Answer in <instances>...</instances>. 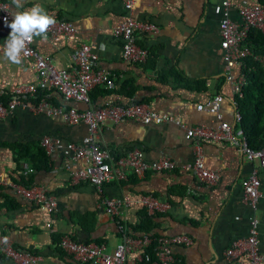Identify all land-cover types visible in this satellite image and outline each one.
Instances as JSON below:
<instances>
[{
  "label": "crops",
  "instance_id": "crops-1",
  "mask_svg": "<svg viewBox=\"0 0 264 264\" xmlns=\"http://www.w3.org/2000/svg\"><path fill=\"white\" fill-rule=\"evenodd\" d=\"M6 1L10 21L13 12L39 4L54 19L69 20L74 26L72 36L33 38V48L48 57L54 66L69 68L71 52L80 43H88L96 50L98 66L109 70L115 82L112 93L92 92L91 103L143 101L155 111L178 117L184 123L182 127L172 122H106L98 133L101 147L114 156H122L138 146L147 161L169 157L182 165L192 162L198 142L204 166L215 170L217 179L206 185L198 183L188 171L177 168L159 172L146 170L141 177L128 176L104 183L100 194L86 182H69L60 148L45 153V162H38L40 166L34 167L32 173L20 176V162L29 166L33 163L30 156L37 148H42L43 136L81 142L87 136V128L82 123L68 124L59 116L13 107L0 118V175L8 180L46 187L57 204L56 210L47 214L0 186V234L15 248L38 254L41 257L38 264H79L56 246L61 234H69L78 241L96 239L110 250L119 232L114 218L105 213L100 197L151 193L168 204L165 210L156 212L154 232L157 235L184 232L191 239L187 246L172 248L175 264H248L243 253L225 256L224 250L231 241L247 235L248 220L253 212L242 201L240 181L255 162L247 161L240 150L228 142L202 141L195 136L185 138L186 128L211 127L217 123L212 114L196 109V105L214 92L219 91L223 96L220 110L224 121L232 122L229 84L223 77L219 47L218 15L211 9L219 0H136L133 16L154 24L157 31L148 34L135 30L138 43L147 48L149 56L145 62L134 64L122 60L120 41L110 33L111 26L122 14L121 0H22L20 9L14 7L12 0ZM230 2L229 17L238 22L239 0ZM7 36L0 23V89L6 95L11 86L30 82L34 75L29 66L21 68L5 58ZM171 69L183 76L179 83L168 73ZM125 81L135 88L129 98L114 92ZM45 97L50 104L84 107L79 102L62 100L54 91L46 92ZM18 148L21 154L27 153L26 160L13 159V149ZM257 174L261 197L254 214L259 221L258 250L264 253V167L258 168ZM142 212L139 206L130 207L118 219L128 229L129 224L135 225L142 218ZM0 264L12 263L0 254ZM127 264L135 263L127 260Z\"/></svg>",
  "mask_w": 264,
  "mask_h": 264
},
{
  "label": "built area",
  "instance_id": "built-area-1",
  "mask_svg": "<svg viewBox=\"0 0 264 264\" xmlns=\"http://www.w3.org/2000/svg\"><path fill=\"white\" fill-rule=\"evenodd\" d=\"M121 1L122 14L111 26L110 33L120 41L121 58L124 62L128 64L145 62L149 56L148 50L138 43L134 32L139 30L153 34L157 27L133 16L132 8L136 0ZM230 5V0H219L211 9L218 15L219 47L223 61V77L229 84L232 122L224 121L220 110L223 96L219 91L214 92L202 104L196 105V109L212 114L217 123L211 127L197 125L186 128L185 138L195 136L202 141L212 139L228 142L236 146L247 161L255 162L240 181L242 201L253 212L248 220L247 235L245 238L231 241L224 250V255L243 253L248 264H258L264 262V253L258 250L259 221L254 211L261 197L257 172L258 168L264 167V141L257 148L248 145L243 129L236 125L240 120V114L235 108L233 97L241 95V88L246 82L244 74L238 67L245 57L251 55L250 50L242 45V41L249 27L264 33V6L252 0H239L236 9L239 21L235 22L229 17ZM5 19L8 23L11 22L9 5L6 0H0V23L8 35L11 29L6 26ZM55 21L54 25L49 26L45 39L74 34L75 28L69 20L56 18ZM32 42L33 39L25 42V50L21 52L19 65L21 68L29 66L34 72L33 79L9 88L6 99L0 100V118L10 113L13 107H19L50 117L59 116L68 124H84L87 136L81 142L61 141L48 136H43L40 141L45 153H49L53 148L62 150V166L70 183L86 182L101 194L104 183L110 180H124L129 173L141 177L146 170L159 172L174 168L188 171L198 183L209 185L217 179L216 171L204 166V156L198 142L195 143L192 162L182 165H177L169 157L147 161L141 147L138 146L122 156H114L109 150L101 147L97 141L98 133L106 122L138 121L142 124L172 122L182 127L184 123L178 117L155 111L143 101L134 103L104 101L96 105L91 103L89 98L91 89L98 87L102 90H111L115 82L109 70L98 66L96 50L88 43H80L71 52L70 67H56L48 57L33 48ZM36 91L44 93L54 91L62 100L79 102L84 107L78 109L72 105L50 104L45 94L30 102L28 98ZM1 94L0 89V96ZM19 168L20 176H27L33 172L32 167L24 161L20 162ZM0 186L35 204L47 214L56 210V198L46 187L8 180L2 175ZM100 203L105 213L114 218L119 232L118 239L110 250H107L102 242H82L72 239L69 234H61L56 241L58 249L79 264H127V260L135 264H145L150 261L151 255L156 264H175L172 248L176 245L187 246L191 242L189 235L184 232L156 236L151 233L132 235L121 223L118 218L127 208L139 206L151 215L168 207L166 202L151 193L124 194L121 197L102 195ZM149 247L150 252L147 251ZM0 254L12 264H38L41 258L38 254L15 248L3 234H0Z\"/></svg>",
  "mask_w": 264,
  "mask_h": 264
},
{
  "label": "trees",
  "instance_id": "trees-1",
  "mask_svg": "<svg viewBox=\"0 0 264 264\" xmlns=\"http://www.w3.org/2000/svg\"><path fill=\"white\" fill-rule=\"evenodd\" d=\"M252 1L264 6V0ZM242 45L250 50L251 55L245 57L238 67V70L244 74L246 82L241 88V95L239 97H233L235 108L240 114V120L236 125L243 129L248 145L252 148H257L261 146L264 141V33L249 27L246 31V37L242 41ZM168 73H171V75L177 79L178 83L181 81L180 79H183V76L175 69L169 70ZM134 89V85L130 84L129 81H125L119 84L118 89L114 92L129 98L132 96ZM95 91L102 92L103 94L107 92L112 93V90H101L95 87L89 92L90 99H92V92ZM43 94L45 93L42 91H36L28 100L34 102ZM6 97V93H2L0 100L4 101ZM13 150L15 154L13 157L14 160L19 157L21 158L20 160H26L24 158L25 155H27L26 152L21 154L22 150L19 148ZM45 156L43 147L37 148L36 153L30 156V158L33 159V163L30 165L32 169L40 166L38 162H45ZM128 176L133 177L134 175L129 173L125 178ZM155 214L149 215L143 208L142 218L135 225H128L130 234L139 235L141 233H151L153 236H156L157 234L153 230L156 227L153 222ZM70 237L77 240L75 237ZM87 241L88 240H82V242ZM93 242L100 243L96 239ZM147 251L150 252V247ZM152 262H154V258L151 255L150 261L145 262V264H153Z\"/></svg>",
  "mask_w": 264,
  "mask_h": 264
},
{
  "label": "clouds",
  "instance_id": "clouds-1",
  "mask_svg": "<svg viewBox=\"0 0 264 264\" xmlns=\"http://www.w3.org/2000/svg\"><path fill=\"white\" fill-rule=\"evenodd\" d=\"M16 9L23 7L22 0H12ZM54 17L50 16L44 8L35 4L31 9L15 11L12 14V21L6 26L11 29L5 39V58L15 64L21 63V52L25 50V42L31 41L34 37L46 38L49 26L55 24Z\"/></svg>",
  "mask_w": 264,
  "mask_h": 264
}]
</instances>
